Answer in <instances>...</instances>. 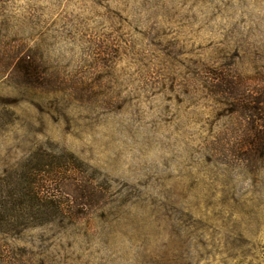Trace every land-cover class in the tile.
Masks as SVG:
<instances>
[{
	"label": "rangeland",
	"instance_id": "1",
	"mask_svg": "<svg viewBox=\"0 0 264 264\" xmlns=\"http://www.w3.org/2000/svg\"><path fill=\"white\" fill-rule=\"evenodd\" d=\"M0 264H264V0H0Z\"/></svg>",
	"mask_w": 264,
	"mask_h": 264
}]
</instances>
